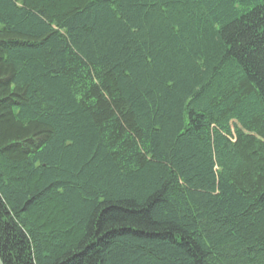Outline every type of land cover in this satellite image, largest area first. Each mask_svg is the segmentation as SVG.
<instances>
[{"label": "trees", "instance_id": "obj_1", "mask_svg": "<svg viewBox=\"0 0 264 264\" xmlns=\"http://www.w3.org/2000/svg\"><path fill=\"white\" fill-rule=\"evenodd\" d=\"M2 264H264V0H0Z\"/></svg>", "mask_w": 264, "mask_h": 264}, {"label": "water", "instance_id": "obj_2", "mask_svg": "<svg viewBox=\"0 0 264 264\" xmlns=\"http://www.w3.org/2000/svg\"><path fill=\"white\" fill-rule=\"evenodd\" d=\"M0 264H2L1 261H0Z\"/></svg>", "mask_w": 264, "mask_h": 264}]
</instances>
